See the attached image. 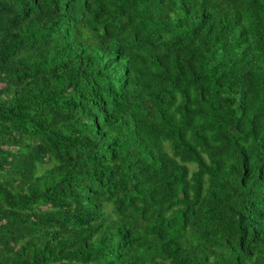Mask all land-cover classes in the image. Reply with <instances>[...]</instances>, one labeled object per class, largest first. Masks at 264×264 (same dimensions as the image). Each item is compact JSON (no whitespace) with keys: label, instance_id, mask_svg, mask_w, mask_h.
Listing matches in <instances>:
<instances>
[{"label":"trees","instance_id":"16d2710c","mask_svg":"<svg viewBox=\"0 0 264 264\" xmlns=\"http://www.w3.org/2000/svg\"><path fill=\"white\" fill-rule=\"evenodd\" d=\"M0 264H264V0H0Z\"/></svg>","mask_w":264,"mask_h":264}]
</instances>
